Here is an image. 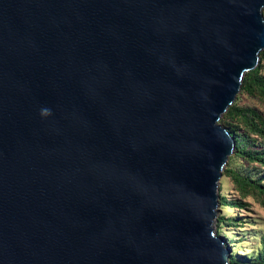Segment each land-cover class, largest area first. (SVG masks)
Wrapping results in <instances>:
<instances>
[{
  "label": "water",
  "instance_id": "95a60500",
  "mask_svg": "<svg viewBox=\"0 0 264 264\" xmlns=\"http://www.w3.org/2000/svg\"><path fill=\"white\" fill-rule=\"evenodd\" d=\"M263 10L0 0V264H229L220 120L259 65Z\"/></svg>",
  "mask_w": 264,
  "mask_h": 264
},
{
  "label": "trees",
  "instance_id": "16d2710c",
  "mask_svg": "<svg viewBox=\"0 0 264 264\" xmlns=\"http://www.w3.org/2000/svg\"><path fill=\"white\" fill-rule=\"evenodd\" d=\"M260 60L264 63V51L260 53ZM260 72L259 67L246 73L240 91L249 96H257L264 102V76ZM220 124L228 131L235 143L233 155L229 157L223 174L231 179L240 192L248 194L252 191L253 195H260L264 198V174L254 179V176L241 175L232 166L237 158L264 166V117L256 110L242 107L235 101L222 116ZM258 138L262 141L257 142ZM219 205L230 208L246 207L241 201L235 199L229 201L226 197L219 198ZM224 224L235 226L232 218L219 216L217 218L218 231ZM229 264H264V235L260 237V249L253 258H237L231 253Z\"/></svg>",
  "mask_w": 264,
  "mask_h": 264
},
{
  "label": "rangeland",
  "instance_id": "374dc122",
  "mask_svg": "<svg viewBox=\"0 0 264 264\" xmlns=\"http://www.w3.org/2000/svg\"><path fill=\"white\" fill-rule=\"evenodd\" d=\"M259 67L261 68V75L264 76V63L261 60L256 68ZM235 101L242 107L256 110L264 117V102L257 96H249L240 91ZM252 137L256 136L252 135ZM261 141L260 138L257 139V142ZM232 166L241 175L254 176V179L258 175L264 174V166L257 163H248L243 159H235ZM218 196L219 198L226 197L229 201L234 199L241 201L246 207L230 208L219 205L217 218L219 216L232 218L235 226L224 224L218 231L216 223V234L225 239V242L231 248V253L237 258H253L260 249V237L264 235V198L260 195H253L252 191L248 194L247 192H240L231 179L223 173L219 181Z\"/></svg>",
  "mask_w": 264,
  "mask_h": 264
},
{
  "label": "clouds",
  "instance_id": "9594fccd",
  "mask_svg": "<svg viewBox=\"0 0 264 264\" xmlns=\"http://www.w3.org/2000/svg\"><path fill=\"white\" fill-rule=\"evenodd\" d=\"M52 113H51V109L47 108V107H44L40 110V115L41 117H48L50 116Z\"/></svg>",
  "mask_w": 264,
  "mask_h": 264
}]
</instances>
